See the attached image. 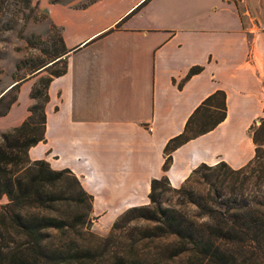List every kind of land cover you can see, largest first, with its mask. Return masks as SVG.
Wrapping results in <instances>:
<instances>
[{
    "label": "crops",
    "instance_id": "1",
    "mask_svg": "<svg viewBox=\"0 0 264 264\" xmlns=\"http://www.w3.org/2000/svg\"><path fill=\"white\" fill-rule=\"evenodd\" d=\"M33 2L57 29L65 71L47 84L43 140L27 157L69 170L102 224L146 204L154 178L177 188L201 163L235 169L253 157L264 120V0ZM41 68L0 91L17 85L0 133L26 118ZM217 90L224 118L171 151L163 171L164 145Z\"/></svg>",
    "mask_w": 264,
    "mask_h": 264
},
{
    "label": "trees",
    "instance_id": "2",
    "mask_svg": "<svg viewBox=\"0 0 264 264\" xmlns=\"http://www.w3.org/2000/svg\"><path fill=\"white\" fill-rule=\"evenodd\" d=\"M55 57L52 63L60 60ZM198 69L190 68L187 75ZM64 71L65 64L63 69L35 82L29 91L32 102L26 118L0 133V198L5 197L0 203V264H146L108 247V241L115 237L113 233L135 217L157 222L156 236L172 235L176 249L173 255L186 253L188 264H264V190L253 189L256 182L264 181V138L260 142L256 130L252 134L253 157L245 165L233 169L223 161L201 163L186 178L199 174L209 187V196L198 195L193 202L204 221L195 223L175 211L149 216V207L140 205L126 209L112 223L107 236L94 237L93 244L81 243L80 229L87 230L91 196L69 170H54L43 159L27 157L28 148L43 140L47 84L51 76ZM14 100L12 96L0 115ZM224 108V94L217 90L193 110L181 133L164 145L163 171L171 151L212 129L224 118ZM198 113L215 117L187 134L191 132L189 123ZM65 175L71 177L72 185ZM159 184L170 187L164 175L152 179L147 194L150 203L156 202ZM172 189L180 191V187Z\"/></svg>",
    "mask_w": 264,
    "mask_h": 264
},
{
    "label": "rangeland",
    "instance_id": "3",
    "mask_svg": "<svg viewBox=\"0 0 264 264\" xmlns=\"http://www.w3.org/2000/svg\"><path fill=\"white\" fill-rule=\"evenodd\" d=\"M60 50L57 29L45 19L44 14L38 10L33 0H0V91L11 82L34 76L38 70L37 68L41 65H43L41 68L42 73L36 79V82L50 76L53 72L63 69L64 59L52 63ZM16 86L8 89L3 94L0 101V111L4 109L12 96H15ZM214 117V115L205 117L198 113L189 123L188 128L191 132L188 131L187 134H191L205 122H210ZM255 130L258 140L263 142V121H260ZM65 176L67 177V183L72 185L71 177L69 175ZM156 187V202L153 204L147 201L144 204L149 207L147 212L149 216L158 217L164 212L175 211L195 223L205 220V217L200 215L199 210L193 203L197 201L198 195L203 196V198L209 196V187L199 174L191 175L184 180L179 186V192L172 189L171 186L168 187L163 184ZM253 189L264 190V181L256 182ZM76 210L82 211L83 209L77 208ZM154 211L156 213H153ZM87 220V230L80 229L79 235L81 243L84 244H93L96 236H107L113 223L109 225L102 224L90 210L88 211ZM156 226L157 222L140 217L132 218L124 227L113 233L115 237L113 240L108 241V247L121 251V254L126 257L139 259L146 264H188L186 253L173 255L176 250L174 237L172 235L156 236L158 232ZM86 231L92 233L93 236H89ZM99 249L102 250L101 247ZM89 264L106 263L99 261L98 263Z\"/></svg>",
    "mask_w": 264,
    "mask_h": 264
}]
</instances>
